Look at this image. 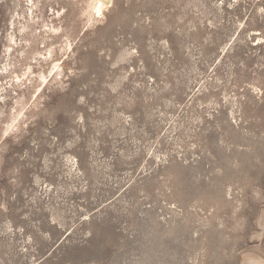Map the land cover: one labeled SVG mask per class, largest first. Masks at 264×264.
<instances>
[{
  "label": "rangeland",
  "instance_id": "1",
  "mask_svg": "<svg viewBox=\"0 0 264 264\" xmlns=\"http://www.w3.org/2000/svg\"><path fill=\"white\" fill-rule=\"evenodd\" d=\"M0 264H264V0H0Z\"/></svg>",
  "mask_w": 264,
  "mask_h": 264
},
{
  "label": "bare ground",
  "instance_id": "2",
  "mask_svg": "<svg viewBox=\"0 0 264 264\" xmlns=\"http://www.w3.org/2000/svg\"><path fill=\"white\" fill-rule=\"evenodd\" d=\"M102 2H103V3H106V2H107V0H102ZM103 5H104V4H103ZM100 7H101V6H100ZM98 8H99V7H98ZM38 78H39V77H38Z\"/></svg>",
  "mask_w": 264,
  "mask_h": 264
}]
</instances>
